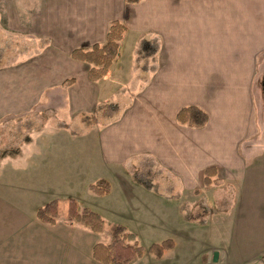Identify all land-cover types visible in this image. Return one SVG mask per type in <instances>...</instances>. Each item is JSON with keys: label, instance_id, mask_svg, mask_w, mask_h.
Masks as SVG:
<instances>
[{"label": "crops", "instance_id": "1", "mask_svg": "<svg viewBox=\"0 0 264 264\" xmlns=\"http://www.w3.org/2000/svg\"><path fill=\"white\" fill-rule=\"evenodd\" d=\"M114 21L127 28L120 57L92 82L71 54L104 44ZM0 34V149L17 147L2 142L12 128L4 124H31L17 148L29 160L38 148L37 166L49 169L43 139H66L73 170L91 177L93 196L82 202L97 218L112 199L136 201L129 188L150 199L161 181L209 191L207 168L220 180L240 172L264 101V0H0ZM187 106L208 124H178ZM153 170L155 179L145 174Z\"/></svg>", "mask_w": 264, "mask_h": 264}, {"label": "rangeland", "instance_id": "2", "mask_svg": "<svg viewBox=\"0 0 264 264\" xmlns=\"http://www.w3.org/2000/svg\"><path fill=\"white\" fill-rule=\"evenodd\" d=\"M5 44L0 34V46ZM0 59L6 62L8 58L2 54ZM258 116L257 135L241 144L245 162L238 174L219 179L209 191H188L174 181H161L156 188L160 196L154 194L153 199L129 188L128 197L137 196V200L112 199L110 212L100 210L93 229L68 224L65 206L55 224L45 219L51 218V207L58 201L72 199L81 210L89 208L82 201L93 196L91 177L72 168L70 142L47 135L43 142L49 169L40 170L38 148L31 156L35 160L17 148L26 141L28 133L23 130L32 125L4 124V129L12 128L2 142L10 139L17 147L15 151L0 149V264H100L93 259V247L110 243L114 225L134 233L146 249L174 241V248L162 258L148 253L131 264H264V101ZM72 131L81 132L82 126L75 123ZM28 161L31 167L23 165ZM145 174H154L155 179L154 170ZM120 195L117 188L114 196ZM215 252L217 262L213 261Z\"/></svg>", "mask_w": 264, "mask_h": 264}, {"label": "trees", "instance_id": "3", "mask_svg": "<svg viewBox=\"0 0 264 264\" xmlns=\"http://www.w3.org/2000/svg\"><path fill=\"white\" fill-rule=\"evenodd\" d=\"M128 4H138L144 0H125ZM126 26L114 21L106 42L97 44L88 49H77L72 52L74 60L89 65V79L98 82L107 76L114 62L120 57V44L125 38ZM72 83V81H70ZM177 122L182 126L203 128L209 122V115L196 106L182 108L177 115ZM217 169L209 167L204 172V184L210 188L218 185ZM97 185L109 193L111 188L107 181L99 180ZM65 206L67 223L70 225H81L86 229H93L97 215L90 208L79 209L77 203L68 199L65 202L58 201L51 207V218H45L50 224H55L56 219L62 215V207ZM44 220V219H43ZM110 243H97L92 250L93 259L100 264H131L137 259L152 253L157 258H162L164 253L174 248V241L169 239L161 244H153L146 249L134 233L122 225H114L111 231Z\"/></svg>", "mask_w": 264, "mask_h": 264}, {"label": "water", "instance_id": "4", "mask_svg": "<svg viewBox=\"0 0 264 264\" xmlns=\"http://www.w3.org/2000/svg\"><path fill=\"white\" fill-rule=\"evenodd\" d=\"M217 260H218V252H215L213 261L214 262H217Z\"/></svg>", "mask_w": 264, "mask_h": 264}]
</instances>
